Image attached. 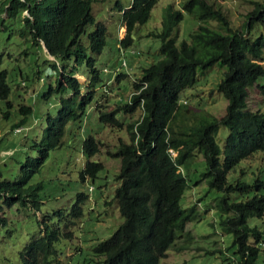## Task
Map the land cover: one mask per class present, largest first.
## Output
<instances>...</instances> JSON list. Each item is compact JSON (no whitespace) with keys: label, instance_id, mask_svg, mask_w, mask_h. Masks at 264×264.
I'll list each match as a JSON object with an SVG mask.
<instances>
[{"label":"trees","instance_id":"1","mask_svg":"<svg viewBox=\"0 0 264 264\" xmlns=\"http://www.w3.org/2000/svg\"><path fill=\"white\" fill-rule=\"evenodd\" d=\"M92 1L6 0L0 6V14L6 5L9 16L28 12L23 16L26 30L21 31L22 36L29 33L33 42H43L47 53L54 56L53 60H46L56 71V83L48 87L43 97L53 90L61 93L57 113L46 116L40 140L33 143L36 156L26 155L14 179L0 180V225L8 222L5 208L16 202L39 209V190L43 185L29 184V180L49 151L62 144L67 123L80 122L95 99L98 120L112 126L125 125L128 139L120 137L116 150L109 151L119 158L114 175L118 184L112 199L123 219L109 236L91 246V264H159L169 247L177 250L188 247L193 235L186 228L187 222L200 220L209 209H200L199 200L186 206L181 204L197 153L203 154L205 168L196 183L205 181L208 189L221 192L209 206L220 212L221 228L233 234L235 264H264L258 263L259 252L264 250V175H261L264 165L250 180L239 176L228 178L241 160L257 166L264 160V111L249 108L247 102L253 84L264 92V84L256 82L264 74L261 63L264 36L262 33L252 36L255 26L264 23V0L250 1L254 5L241 24H233L223 4L216 0H186L178 8L168 3L161 29L150 32L160 38L161 57L139 69L133 82L137 92L133 91L129 101H115L111 109H105L99 100L102 93L96 94L103 78L94 55L106 43L107 27L103 21H95ZM156 2L131 0V6L123 10L126 31L118 41L123 49L131 45L132 31L148 20ZM185 12L199 22L189 39L177 43ZM208 20H215L217 26L208 25ZM90 23H94V28L84 41L83 34ZM55 59L65 63H57ZM80 63H85L88 70V80L83 84L75 76ZM215 63L226 67L216 84V90L227 100L221 116L198 107L202 96L197 106H189L181 97L186 87L197 82L198 71ZM125 76L120 71L114 80L120 82ZM9 92L7 70L0 68V99L7 100L5 117L10 112ZM31 110L30 105L20 104L21 116L14 127L22 125ZM137 110L138 117L129 119ZM118 113L122 115L120 118ZM220 123L228 128L222 149L215 138ZM98 147L92 135L82 140L88 156L96 153ZM256 153L260 154L259 161L252 158ZM103 167L102 162L87 159L79 170L80 180L105 178L106 174L100 172ZM88 197V190L78 191L68 211L60 208L53 215H43L39 234L19 251L20 264H53L56 242L73 238L75 222L83 215ZM251 217L259 222L251 224ZM177 239H182L180 244Z\"/></svg>","mask_w":264,"mask_h":264},{"label":"rangeland","instance_id":"2","mask_svg":"<svg viewBox=\"0 0 264 264\" xmlns=\"http://www.w3.org/2000/svg\"><path fill=\"white\" fill-rule=\"evenodd\" d=\"M5 1L0 0V6ZM185 1L157 0L151 8L148 20L134 28L132 43L124 49L118 48L117 44L118 28L122 23L118 4L127 6L130 0L92 1L95 21H103L107 27L106 43L102 51L94 55L95 61L99 67L107 66L109 69L119 65L126 73L120 82L112 80L107 92L102 90L101 86L97 88L96 94L102 93L99 100L105 109H111L118 99L125 100L127 94L133 90L134 78L138 77L139 69L161 57L160 38L150 32L161 29L162 16L168 3H173L178 8ZM216 1L223 4L233 24H241L245 20L246 13L254 5L250 2L253 0ZM24 14L28 15V12L25 10L18 12L15 16H9L6 5L0 14V68L7 70V81L10 85L7 99L11 102L10 112L5 117L3 110L6 109L7 100L0 99V180L14 179L26 155L36 156L37 152L33 143L40 140L46 124V116L55 115L59 108L61 93L53 90L46 98L43 97L48 87L56 83V71L50 68L46 60L54 58L44 50L42 42L40 44L33 42L29 33L22 36L21 31L26 30ZM198 22L196 17L185 12L179 24L177 43L183 38L189 39L190 32ZM207 24L212 27L217 26L215 20H208ZM93 28L94 23L86 26V33L83 34L84 41H86L87 33ZM259 33L264 36V23L255 26L252 36ZM123 59L126 60L125 65H121ZM55 60L60 64L65 63V61ZM261 63L264 66V60ZM225 69V66L215 63L205 70H199L197 82L193 86L186 87L181 92V97L188 101L189 106H197L200 102L199 96H202L201 105L198 107L215 116L223 115L227 100L216 90V84L224 75ZM77 73L76 77L79 76L77 78L80 79L79 81H84L81 75L88 77L85 63L79 64ZM101 76L106 78L108 73L102 71ZM256 82L264 84V74ZM247 102L249 108H259L264 111V92L257 84L249 88ZM20 104L30 105L32 110L22 124V129L17 131L14 124L21 116L18 111ZM94 104H96L95 99L90 103L91 106L80 122L67 123L62 144L49 151L45 162L29 180V184L41 182L43 185L39 190V209L35 210L30 205L22 206L19 202L5 208L8 222L0 225V264H20L19 251L31 237L39 234L42 216L48 213L53 215L52 212L60 208L68 211L78 191L88 190L89 192V197L83 204V215L75 222L73 238H61L56 242L57 253L54 255L53 264H91V246L109 236L123 219L116 201L112 199L118 184L114 175L118 171L119 158L111 152L116 150L119 138L126 140L128 135L125 125L118 127L100 122L94 110ZM138 115L139 110L134 116L126 115V117L133 119ZM121 116L120 113L117 114V117ZM227 133V126L220 123L215 138L221 149ZM88 135L94 136L99 146L98 151L90 156L84 153L82 148V140ZM257 157L260 158L259 153L252 158L254 161H259ZM87 159L102 162L104 167L100 172L101 175L106 174V177L99 176L94 180L87 177L82 182L79 178V170ZM259 164V166L248 165L243 159L234 170L229 172L228 178L232 180L239 176L250 180L258 174V168H262L264 160ZM191 167L188 185L181 196V204L186 206L193 202L197 203L199 200L197 206L200 209L206 207L209 209L200 220L187 222L186 228L193 235L188 247L181 250L169 247L165 256L160 258L159 264H235L234 257L237 252L236 246L232 244L233 234L221 228L220 212L216 207L209 206L221 192L208 189L205 181L196 183L200 172L205 168L202 153L195 155ZM241 171L244 172L241 173ZM261 175H264L263 171ZM249 222L254 224L259 222V219L251 217ZM181 241L182 239H177V244ZM87 261L89 263H86ZM263 261L264 250L261 249L258 263Z\"/></svg>","mask_w":264,"mask_h":264},{"label":"clouds","instance_id":"3","mask_svg":"<svg viewBox=\"0 0 264 264\" xmlns=\"http://www.w3.org/2000/svg\"><path fill=\"white\" fill-rule=\"evenodd\" d=\"M130 6H131V0H130V3H129L127 6H122V5L118 4V8H119V10L121 11V21H122V12H123V10H124L125 8L130 7ZM136 26H137V25H136ZM125 31H126V26H125V24L122 22V23L120 24L119 28H118V41L124 36ZM83 37H85V36L83 35ZM118 41H117L118 48L123 49V47H121V46L119 45V42H120V41H119V42H118ZM42 45H43V47H44L43 42H42ZM44 50L47 52L46 47H44ZM50 55H51V54H50ZM51 56H53V55H51ZM52 58H54V56H53ZM125 64H126V60L123 59L122 62H121V65H125ZM97 66H98V65H97ZM98 69H100V73H101L102 71H105V72L108 73V76H107L106 78H103V80H102V84L99 85V86H101V89H102V90H105V92H107V88H108V86H110L112 80L115 81V80H114L115 75H116L117 73H119L120 71H123L122 68H121L119 65H116V66H114V67H112V68H110V69H109L107 66H102V67H99V66H98ZM76 75H78L77 72L75 73V76H76ZM81 76L84 78V81H80V82L85 83V82L88 80V77L85 78L83 75H81ZM77 78H79V76H77ZM79 80H80V79H79ZM133 91H134V93L137 92V91H135V89L133 88L132 92H130L129 94H127V97H126L125 100H120V99H118V100H116V101H129V99H130V95L133 93ZM184 102H186V100H184ZM89 106H91V105H89ZM89 106H88V108H89ZM93 106H94V105H93ZM88 108H87V109H88ZM86 111H87V110H86ZM14 128H15L17 131H19V130L22 129V125H18V126L14 127ZM83 152H84V151H83ZM92 186H93V185H92ZM92 188H93V187H92ZM92 188H91V189H92ZM91 189H90V190H91Z\"/></svg>","mask_w":264,"mask_h":264}]
</instances>
